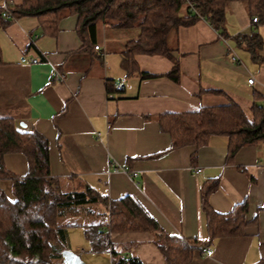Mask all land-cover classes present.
Instances as JSON below:
<instances>
[{
	"label": "crops",
	"instance_id": "crops-1",
	"mask_svg": "<svg viewBox=\"0 0 264 264\" xmlns=\"http://www.w3.org/2000/svg\"><path fill=\"white\" fill-rule=\"evenodd\" d=\"M22 2L0 0V6ZM77 22L76 14L66 15L54 36L42 33L36 16L0 27V117L47 137L51 174L62 185L90 184L113 199L133 195L170 234L208 240L201 189L218 179L219 186L208 196L211 209L227 214L247 199L250 224L242 236L220 237L194 250L189 264H264V142L243 146L232 161L227 159L229 139L222 134L198 149L187 145L169 150L170 135L158 121L164 113L231 102L252 117L254 94L264 96V61L239 36L258 35L264 41V23H254L245 4L232 0L225 35L200 18L170 32L174 58L137 54V71L127 74L123 51L139 29L100 22L96 42L85 43ZM234 52L240 62L233 60ZM259 53L264 57V43ZM175 59L179 81L166 75ZM57 70L63 80L55 78ZM251 77L254 83H249ZM5 164L18 175L28 171L20 152L7 153ZM0 186L11 196V180H0ZM72 231L65 249L86 264L87 253L79 248L87 250V242ZM153 239L150 231L111 234L115 249L123 254L137 255L145 264H165ZM203 247L213 254L203 253Z\"/></svg>",
	"mask_w": 264,
	"mask_h": 264
},
{
	"label": "trees",
	"instance_id": "trees-1",
	"mask_svg": "<svg viewBox=\"0 0 264 264\" xmlns=\"http://www.w3.org/2000/svg\"><path fill=\"white\" fill-rule=\"evenodd\" d=\"M232 0H23L21 4L0 6V27L22 16H36L45 35H56L59 22L66 15L78 16L77 33L85 43H95L100 22L118 28L139 29V35L127 42L122 65L127 74L137 71V54H161L174 58L168 37L180 26H190L198 19L207 20L221 35L227 30V9ZM242 1L252 20L264 23V0ZM8 10L9 18L3 16ZM257 59L264 61L259 50L263 39L241 35ZM235 53V52H234ZM2 55L0 48V64ZM143 76H152L142 73ZM180 80L179 60L166 74ZM109 90L112 86L108 82ZM253 116L231 102L220 106H202L191 112L159 115L163 132L170 135L169 150L192 145L197 149L208 144L213 135H226L228 161L243 147L264 142V96L254 94ZM20 152L27 159L28 171L18 175L5 164L7 153ZM0 180H11V196L0 186V264H52L68 246L69 230L82 227L87 252L109 251L111 264H145L137 255L115 249L111 234L150 231L165 264H189L194 250L224 236H242L250 224L246 219L249 202L235 205L227 214L214 212L208 196L219 180L207 182L201 189L207 214L208 240L185 238L165 231L145 206L133 195L118 199L85 184L81 190H64L61 178L51 174L49 141L36 129L21 128L12 118L0 117ZM67 216L70 219L67 220ZM75 216H87L77 222ZM66 219V222H63ZM256 220V219H255Z\"/></svg>",
	"mask_w": 264,
	"mask_h": 264
},
{
	"label": "rangeland",
	"instance_id": "rangeland-1",
	"mask_svg": "<svg viewBox=\"0 0 264 264\" xmlns=\"http://www.w3.org/2000/svg\"><path fill=\"white\" fill-rule=\"evenodd\" d=\"M236 49L238 52L241 53V48H238L236 45H235ZM65 185H63V189L64 190H81L82 188L81 187H76L75 183L74 182H64ZM70 219V216H67V220ZM88 219L89 217L87 216H75L73 220L75 221H79V222H88ZM63 222H66V219H63ZM73 231V235H80V237H83V228L82 227H73L71 228ZM85 249V248H84ZM87 250L85 249V256L89 258L88 261H86V264H111V254L109 251H101V252H86ZM83 254V255H84ZM52 264H61V258L59 259H56L53 261Z\"/></svg>",
	"mask_w": 264,
	"mask_h": 264
},
{
	"label": "built area",
	"instance_id": "built-area-1",
	"mask_svg": "<svg viewBox=\"0 0 264 264\" xmlns=\"http://www.w3.org/2000/svg\"><path fill=\"white\" fill-rule=\"evenodd\" d=\"M7 4L8 3H6L4 6L7 8ZM3 16L4 17H6V18H9L10 16H11V14H10V12L6 9L4 12H3ZM259 21V19H258V17H254L253 18V22H258ZM95 47H96V49H99V45H95ZM232 58H233V60H235V61H237V62H240V58H239V56L236 54V53H234L233 54V56H232ZM32 62H38V59L37 58H34V59H32ZM55 78L57 79V80H63V78H64V74L62 73V72H60V71H56V76H55ZM254 77H251L250 79H249V83H254ZM119 88H122V86L121 85H119ZM202 169L201 168H198L197 169V172H200ZM133 174L134 175H136L137 174V172H133ZM79 250H80V252H85V249L84 248H79ZM202 252L203 253H205L206 255H212L213 254V249H211V248H209V247H203L202 249Z\"/></svg>",
	"mask_w": 264,
	"mask_h": 264
},
{
	"label": "water",
	"instance_id": "water-1",
	"mask_svg": "<svg viewBox=\"0 0 264 264\" xmlns=\"http://www.w3.org/2000/svg\"><path fill=\"white\" fill-rule=\"evenodd\" d=\"M20 125L24 127L25 123L21 122ZM61 256V264H82V259L70 249H64Z\"/></svg>",
	"mask_w": 264,
	"mask_h": 264
}]
</instances>
